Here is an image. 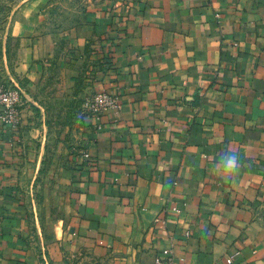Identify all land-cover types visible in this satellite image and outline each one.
<instances>
[{
  "label": "crops",
  "instance_id": "obj_1",
  "mask_svg": "<svg viewBox=\"0 0 264 264\" xmlns=\"http://www.w3.org/2000/svg\"><path fill=\"white\" fill-rule=\"evenodd\" d=\"M0 20L22 93L0 122V264H264V0H113L71 29L23 0ZM54 68L81 110L102 91L121 110L83 115L82 150L40 181Z\"/></svg>",
  "mask_w": 264,
  "mask_h": 264
},
{
  "label": "rangeland",
  "instance_id": "obj_2",
  "mask_svg": "<svg viewBox=\"0 0 264 264\" xmlns=\"http://www.w3.org/2000/svg\"><path fill=\"white\" fill-rule=\"evenodd\" d=\"M4 1L0 6V17L3 19L23 0ZM110 1L113 0H47L48 26L52 29H71L81 20L97 14ZM46 84L44 98L37 103V117L46 126L45 161L41 163L37 175L40 181L45 168L50 170L54 165L49 160L59 157L69 159L79 154L83 147L81 100L65 85L61 69H52L47 74Z\"/></svg>",
  "mask_w": 264,
  "mask_h": 264
},
{
  "label": "built area",
  "instance_id": "obj_3",
  "mask_svg": "<svg viewBox=\"0 0 264 264\" xmlns=\"http://www.w3.org/2000/svg\"><path fill=\"white\" fill-rule=\"evenodd\" d=\"M22 93L16 86L7 84L0 76V122L4 126L16 127L19 124V105L21 104ZM121 110V105L116 97L102 91L94 94L86 100L82 106V113L89 117L99 118L101 115L112 112L117 115ZM88 157V155H85ZM158 264H173L170 251H163Z\"/></svg>",
  "mask_w": 264,
  "mask_h": 264
},
{
  "label": "clouds",
  "instance_id": "obj_4",
  "mask_svg": "<svg viewBox=\"0 0 264 264\" xmlns=\"http://www.w3.org/2000/svg\"><path fill=\"white\" fill-rule=\"evenodd\" d=\"M222 167L226 174H232L236 171V169L239 167L237 158L235 155H228L223 161H222Z\"/></svg>",
  "mask_w": 264,
  "mask_h": 264
}]
</instances>
